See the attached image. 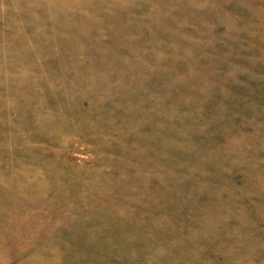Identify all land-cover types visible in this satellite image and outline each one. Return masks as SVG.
Here are the masks:
<instances>
[{
    "label": "rangeland",
    "instance_id": "obj_1",
    "mask_svg": "<svg viewBox=\"0 0 264 264\" xmlns=\"http://www.w3.org/2000/svg\"><path fill=\"white\" fill-rule=\"evenodd\" d=\"M0 264H264V0H0Z\"/></svg>",
    "mask_w": 264,
    "mask_h": 264
}]
</instances>
